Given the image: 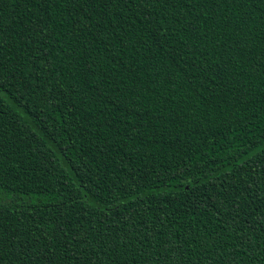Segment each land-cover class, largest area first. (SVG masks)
Segmentation results:
<instances>
[{
  "label": "trees",
  "instance_id": "obj_1",
  "mask_svg": "<svg viewBox=\"0 0 264 264\" xmlns=\"http://www.w3.org/2000/svg\"><path fill=\"white\" fill-rule=\"evenodd\" d=\"M0 264H264V0H0Z\"/></svg>",
  "mask_w": 264,
  "mask_h": 264
}]
</instances>
